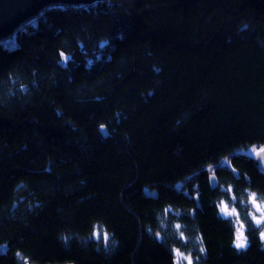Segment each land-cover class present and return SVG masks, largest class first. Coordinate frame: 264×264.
Here are the masks:
<instances>
[{"label": "trees", "instance_id": "16d2710c", "mask_svg": "<svg viewBox=\"0 0 264 264\" xmlns=\"http://www.w3.org/2000/svg\"><path fill=\"white\" fill-rule=\"evenodd\" d=\"M34 18L0 45V264H176L174 248L264 264L246 213L264 173L235 152L264 145V0L54 3Z\"/></svg>", "mask_w": 264, "mask_h": 264}, {"label": "rangeland", "instance_id": "374dc122", "mask_svg": "<svg viewBox=\"0 0 264 264\" xmlns=\"http://www.w3.org/2000/svg\"><path fill=\"white\" fill-rule=\"evenodd\" d=\"M39 13V12H38ZM37 13V14H38ZM35 14V15H37ZM28 17L24 22L21 23V25H28L29 21H34L35 18L34 16ZM27 23V24H24ZM17 44V40L15 37L14 33H11L10 35L6 36L5 38H2L0 40V45L12 48ZM264 148V145L257 146H249L246 148H240L237 149L235 152L241 155H244L246 157L252 158V160L255 161L256 165L258 168L264 173V152H261L260 149ZM228 161H224L223 165H228ZM254 197V201H253ZM226 206V211H222V208ZM259 206V207H257ZM233 209L235 211H233ZM246 213L247 216L252 222L260 228V237L264 245V200L259 198V196L255 192H250L248 194V199L246 202ZM219 211L220 214L224 217L228 216L231 217L234 222H235V246L237 244V237L242 234V239L244 242V247L245 248L248 244L247 240V233H246V225L242 221L240 214L236 208L233 206H230L225 200H221L219 202ZM257 220L260 222L257 223ZM98 232L95 233V236L98 237ZM104 237L108 236L105 232L103 233ZM239 248V249H242ZM174 259L176 264H196L195 257L191 251L189 252H184L181 251L179 248H174ZM22 264H31L27 260H23Z\"/></svg>", "mask_w": 264, "mask_h": 264}, {"label": "water", "instance_id": "95a60500", "mask_svg": "<svg viewBox=\"0 0 264 264\" xmlns=\"http://www.w3.org/2000/svg\"><path fill=\"white\" fill-rule=\"evenodd\" d=\"M96 0H0V38L10 35L22 22L31 17L41 9L54 3H70V4H91ZM100 130L106 136L104 127ZM211 186H217L218 181L214 174L209 177ZM157 195L156 190L151 196ZM58 264H74L72 262Z\"/></svg>", "mask_w": 264, "mask_h": 264}, {"label": "snow or ice", "instance_id": "6c2138e0", "mask_svg": "<svg viewBox=\"0 0 264 264\" xmlns=\"http://www.w3.org/2000/svg\"><path fill=\"white\" fill-rule=\"evenodd\" d=\"M260 151L261 152H264V148H261L260 149ZM253 201H254V197H253ZM257 207H259V206H257ZM227 209H226V206L224 207V208H222V211H226ZM233 211H235L234 209H233ZM260 221L259 220H257V223H259ZM105 239H107V237H105ZM237 244H236V247L237 248H242V247H244V242H243V239H242V234L241 235H239L238 237H237Z\"/></svg>", "mask_w": 264, "mask_h": 264}, {"label": "bare ground", "instance_id": "6f19581e", "mask_svg": "<svg viewBox=\"0 0 264 264\" xmlns=\"http://www.w3.org/2000/svg\"><path fill=\"white\" fill-rule=\"evenodd\" d=\"M12 33H14V31H13ZM2 38H5V37H2ZM2 38H0V40H1ZM4 47H5V46H4ZM226 217H228V216H226Z\"/></svg>", "mask_w": 264, "mask_h": 264}]
</instances>
